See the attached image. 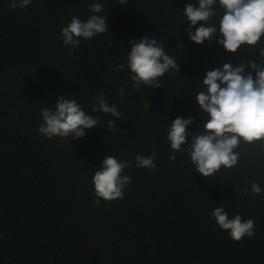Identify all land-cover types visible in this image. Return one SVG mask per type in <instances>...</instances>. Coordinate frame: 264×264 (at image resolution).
Returning a JSON list of instances; mask_svg holds the SVG:
<instances>
[{
  "label": "trees",
  "instance_id": "1",
  "mask_svg": "<svg viewBox=\"0 0 264 264\" xmlns=\"http://www.w3.org/2000/svg\"><path fill=\"white\" fill-rule=\"evenodd\" d=\"M92 3L103 4L99 15L108 17V31L70 50L61 29L73 16L84 21L92 15ZM186 3L198 6V0H32L11 10L10 0H0V264H264V151L258 142L242 141L237 165L205 178L167 139L177 116L194 117L193 132L201 127L206 114L195 91L206 71L259 59L256 47L229 54L215 37L192 42ZM213 8L208 23L218 25V0ZM144 36L177 58L180 72L165 73L159 88L137 91L130 70L116 66L126 64L129 41ZM59 95L98 117L99 126L78 139L41 135V110L54 109ZM101 95L117 106L119 119L92 111ZM109 120L117 130H108ZM153 153L155 169L136 167L137 155ZM105 156L130 162L122 175L131 183L123 199L96 206L92 177ZM254 182L259 195L251 192ZM216 207L229 219L254 220V235L232 240L211 218Z\"/></svg>",
  "mask_w": 264,
  "mask_h": 264
},
{
  "label": "clouds",
  "instance_id": "2",
  "mask_svg": "<svg viewBox=\"0 0 264 264\" xmlns=\"http://www.w3.org/2000/svg\"><path fill=\"white\" fill-rule=\"evenodd\" d=\"M31 2L10 0L9 7L11 10L25 9ZM120 4H126V0H120ZM216 4L217 0H198V6L184 4L183 14L189 25L186 29L189 39L203 44L215 37L217 45L229 54L237 53L242 46L256 47L259 59L249 57L237 64L225 62L222 67L206 71L203 80L198 82L201 90H194L196 102L206 114L199 130H190L194 123L191 116H177L169 125L167 139L170 148L174 152L185 151L193 168L205 178L214 176L221 167L230 169L237 165L240 152L236 150L242 141L248 145L258 142L257 148L264 151V46L257 47L264 36V0H218L223 10L222 17L218 25L209 24L216 15L213 8ZM103 10V4L92 3L89 11L93 14L86 20L73 16L70 23L61 29L62 43L74 50L81 39H91L108 31V17L99 15ZM129 44L131 47L126 64L116 67L120 71H124L125 67L130 70V79L137 91L141 85L159 88V78L165 73L180 72L177 58L166 54L155 37L144 36L139 40H130ZM177 47L182 49L183 43L177 41ZM120 94L124 95L123 89ZM96 100L93 112L111 114L117 119L121 117L117 106L109 105L102 95ZM149 104L148 101L146 107ZM41 117L43 122L38 132L48 139H78L86 135V129L99 126L98 117L86 114L76 100L66 99L64 95L58 96L54 109L43 108ZM117 128L116 121H108L109 131ZM185 144L187 148L182 147ZM175 158V155L169 157L170 160ZM135 161L138 168L153 170L156 167L155 153L150 156L137 155ZM130 166V162L118 161L113 156L103 158L99 170L92 177L96 197L93 203L96 206L100 205L101 199L113 201L124 198V189L131 183V177L122 175V172ZM242 192L247 195L249 189L245 187ZM251 192L257 195L261 193L258 183L251 184ZM211 218L234 241L239 242L255 233L254 220L242 221L238 214L229 219L223 207L214 208Z\"/></svg>",
  "mask_w": 264,
  "mask_h": 264
}]
</instances>
